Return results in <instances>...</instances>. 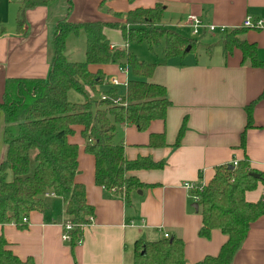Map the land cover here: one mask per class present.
<instances>
[{
	"label": "crops",
	"instance_id": "crops-1",
	"mask_svg": "<svg viewBox=\"0 0 264 264\" xmlns=\"http://www.w3.org/2000/svg\"><path fill=\"white\" fill-rule=\"evenodd\" d=\"M20 1L0 0V102L7 80L46 78L49 42L60 20L124 23L128 11L151 9L159 4L162 11L157 27L186 31L192 37L199 36V41L194 40V51L184 59H172L156 67L148 80L166 90L170 107L164 120L150 122L144 132L125 122L115 127L112 141L122 146L125 160L149 158L161 163L158 169L127 174L145 186L130 193L127 199L123 194L95 186L94 159L84 152L80 128L75 127L74 135L68 138L78 146L75 181L84 186L86 203L94 209L93 217L82 228L79 242L71 248L62 241L64 226L68 224L63 203L56 197L47 198L44 210L28 214L22 228L13 224L0 226V236L7 242L8 250L22 262L30 260L29 264H132L136 241L157 242L167 235L166 239L182 241L186 264L216 256L227 238L216 230L207 239L198 236L201 216L199 209L193 208L196 203L187 186H206L217 168L233 166L244 159L251 170L264 173V68L243 64L238 50L227 54L220 50L218 57L212 59L206 55L204 61L198 56L186 58L195 54L203 39L216 33L221 36L216 41L220 44L226 32L244 29L242 24L249 18L252 23L261 22L262 28L244 29L240 38L254 44L258 60L264 62V0H135L132 3L113 0L102 7V0H56L48 7L25 11L22 31L18 33ZM109 11L121 15V19ZM189 16L196 17L203 26L196 35L186 26ZM208 26H213L215 31L208 32ZM105 36L112 49L130 48L120 35L105 33ZM205 46L209 48L212 44ZM88 70L92 73L100 70L108 80H116L119 84L116 87H123L119 95L125 94L126 83L131 78L125 66L90 65ZM248 109L252 127L245 130ZM182 125L183 132L176 144ZM7 126L0 112V164L6 152L2 135ZM244 130V148H240ZM151 134H163L165 145L150 147ZM263 196L264 183L260 182L255 190L245 194V200L256 203ZM231 264H264V215L251 224Z\"/></svg>",
	"mask_w": 264,
	"mask_h": 264
},
{
	"label": "trees",
	"instance_id": "trees-1",
	"mask_svg": "<svg viewBox=\"0 0 264 264\" xmlns=\"http://www.w3.org/2000/svg\"><path fill=\"white\" fill-rule=\"evenodd\" d=\"M107 1L113 0H102L100 6ZM55 2L21 0L16 31H22L25 11L48 7ZM70 8L68 1V11ZM161 11L159 4L151 9L130 10L124 15V23L57 21L48 51L46 78L6 81L0 102L4 123L9 125L2 135L6 152L0 164V226L13 224L22 228V220L28 214L44 210L47 199L44 194L49 192L62 201L71 226L70 240L66 243L73 248L79 242L81 230L90 222L94 209L86 203L84 186L75 181L78 146L68 141L75 127L80 128L84 152L94 159V185L106 192L123 194L127 199L130 193L145 186L128 173L162 167L149 158L125 160L122 146L112 141L118 124L125 122L138 132H144L150 122L164 120L170 107L166 90L148 80L156 67L172 59H184L195 49L194 40L174 30L157 27ZM108 13L118 19L122 17ZM244 29L225 33L219 44L222 53L238 50L243 64L264 68V62L257 58L256 46L241 40ZM106 31L117 32L127 45L144 44L151 54L161 46V61L143 62L127 48H110ZM79 34L85 40V60L71 62L65 55L67 40ZM187 47L190 50L185 53ZM90 65L128 68L131 78L126 83L125 94L120 96L117 87L109 84L108 77L100 70L90 72ZM70 94L81 101L70 100ZM247 114L245 130L252 127L249 109ZM245 130L240 136V148H244ZM148 145L163 147V134H151ZM251 173L260 178H252ZM260 182L264 183V173L251 170L244 159L233 170L217 168L206 186L188 189L189 195L196 198L194 202L201 216L198 236L207 239L210 232L216 230L227 238L216 256H207L196 264H231L251 224L264 215V196L256 203L245 200V194L255 190ZM7 246L0 236V264L30 263V260L22 262ZM133 255L132 264H186L183 243L177 238L157 242L138 240L133 246Z\"/></svg>",
	"mask_w": 264,
	"mask_h": 264
},
{
	"label": "rangeland",
	"instance_id": "rangeland-1",
	"mask_svg": "<svg viewBox=\"0 0 264 264\" xmlns=\"http://www.w3.org/2000/svg\"><path fill=\"white\" fill-rule=\"evenodd\" d=\"M183 36L191 37L193 40L199 41V36H190L189 32L175 30ZM107 34L119 36L117 32H106ZM216 34V33H215ZM214 33L211 34L213 36L209 37L207 40H202V45H199L193 56L189 55L186 60L192 59L194 56H198L202 61L206 60L208 57L206 55H211L212 59H215L216 55L220 53V45L216 43V41L220 40L221 36L218 34L217 36ZM117 40H119L117 38ZM52 40L49 42V46L51 45ZM206 44H212L211 47L205 46ZM129 50L137 56L140 61L153 63L161 61V46L154 49V54H151L147 51V48L144 44H131L129 45ZM85 40L82 34H79L76 37H69L66 44V58L71 62H83L85 60ZM118 92L123 93V87H118ZM70 100L72 101H80V99L74 98L70 94Z\"/></svg>",
	"mask_w": 264,
	"mask_h": 264
},
{
	"label": "built area",
	"instance_id": "built-area-1",
	"mask_svg": "<svg viewBox=\"0 0 264 264\" xmlns=\"http://www.w3.org/2000/svg\"><path fill=\"white\" fill-rule=\"evenodd\" d=\"M186 26H188L189 28L192 29V35H196L198 33V31L203 28L202 24L200 23V21L194 17V16H189L187 19H186ZM242 28H245V29H261L262 28V23L261 22H256V23H252L250 21V19H246L244 20L243 24H242ZM206 30L210 33L214 32L215 31V28L213 26H208L206 27ZM221 32H223V30H220ZM109 84H111L112 86H118L119 84L117 83L116 80L114 79H110L108 80ZM104 98H102L103 100ZM237 164H233V167L235 168ZM194 186L192 185H189L187 186V189H190ZM44 197L45 198H55V196L52 194V193H45L44 194ZM194 201H196V198H194ZM22 224L25 225L26 224V218H24L22 220ZM71 231V226L69 224L65 225L64 226V232H63V235H62V241L64 242H69L70 238L68 236V233ZM168 236L167 235H164V238L166 239Z\"/></svg>",
	"mask_w": 264,
	"mask_h": 264
},
{
	"label": "water",
	"instance_id": "water-1",
	"mask_svg": "<svg viewBox=\"0 0 264 264\" xmlns=\"http://www.w3.org/2000/svg\"><path fill=\"white\" fill-rule=\"evenodd\" d=\"M189 50H190V48L187 47L186 50H185V53H188ZM228 169H229V170H233L234 167H233V166H228ZM250 176H251L252 178H255V179H259V178H260V176H259L258 174H255V173H251ZM193 208H194L195 210H197L198 206H197V205H193ZM143 254H144V253H142V255H143Z\"/></svg>",
	"mask_w": 264,
	"mask_h": 264
}]
</instances>
